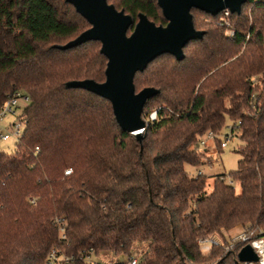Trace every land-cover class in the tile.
I'll use <instances>...</instances> for the list:
<instances>
[{
    "label": "trees",
    "instance_id": "16d2710c",
    "mask_svg": "<svg viewBox=\"0 0 264 264\" xmlns=\"http://www.w3.org/2000/svg\"><path fill=\"white\" fill-rule=\"evenodd\" d=\"M107 2L133 25L139 13L166 24L156 0ZM192 10L204 33L183 47V59L161 54L134 76L136 92L158 89L143 106L138 141L108 100L65 86L105 80L99 41L55 47L87 29L85 18L65 0H0V100L13 89L29 96L18 147L0 150V264H47L53 247L74 258L109 252L122 264L135 243L146 244L136 264H247L239 249L264 237V0L230 14L231 36L204 19L216 16ZM227 122L238 132V165L207 192L206 176L185 165L202 164L201 137ZM237 226L246 240L228 242ZM214 235L223 243L202 254L197 240Z\"/></svg>",
    "mask_w": 264,
    "mask_h": 264
},
{
    "label": "water",
    "instance_id": "95a60500",
    "mask_svg": "<svg viewBox=\"0 0 264 264\" xmlns=\"http://www.w3.org/2000/svg\"><path fill=\"white\" fill-rule=\"evenodd\" d=\"M65 1L90 26L75 38L55 47L67 49L96 40L100 42V52L107 59L104 81L71 80L65 86L82 88L108 100L119 127L141 141L146 126L142 117L143 106L147 99L158 93V89L148 86L136 92L133 82L136 72L143 71L149 62L164 53L173 55L176 60L183 59V47L204 33L193 26L192 8L212 16L225 9L238 13L247 0H156L166 20L165 25H156L143 13L138 14L133 25L129 14L122 9L117 10L107 0ZM132 25L133 30L127 34ZM237 259L256 263L260 255L247 243L239 249Z\"/></svg>",
    "mask_w": 264,
    "mask_h": 264
},
{
    "label": "built area",
    "instance_id": "2783aa9c",
    "mask_svg": "<svg viewBox=\"0 0 264 264\" xmlns=\"http://www.w3.org/2000/svg\"><path fill=\"white\" fill-rule=\"evenodd\" d=\"M229 15L230 12L227 9H225L216 15L215 22L221 26H225L226 32L228 33L229 36H231L233 35V29L229 24V20H228ZM263 58H264V54H263ZM28 102H29V96L21 89H13L5 93L4 98L0 100V142H6L12 139L13 141H15V148L18 147L26 123L25 117L23 115V110L25 106L28 104ZM155 114H156V110L152 111L149 114V119L153 120L155 118ZM10 117H14L15 119L14 120L8 119ZM219 135L220 134L214 133L212 131H208L205 133L203 137H201L199 141V145L205 146L207 139L219 138ZM231 136L232 135L229 131L228 134L224 135V139H220L221 148L226 146L227 140ZM34 152H38L37 146L34 148ZM70 171H71L70 169H66L64 173L68 174L70 173ZM200 173L201 172L198 171V174ZM55 222L58 224L60 235L63 238L64 224L59 219H56ZM237 240H242V241L246 240V235L242 233L238 235L233 241H237ZM258 240H262V239H258ZM197 242L200 245L201 251H203L204 247L208 251L211 244L217 243L212 238H199ZM254 242L255 241H251L250 244L253 246ZM227 248H229V246L225 247V249ZM255 250L260 255V259L258 263L264 264V261L261 260V253L257 250V248H255ZM99 257L100 256H97L93 253L92 249H89L88 253L79 255L76 258H74L73 256H69L61 252L58 249V247H53L51 248V250L47 255L46 263L66 264V263H71L72 261L77 259L82 264H116L115 261H102L99 259ZM137 260H138L137 257L133 256L131 259L127 260L125 263L122 264H136ZM247 264H251V263H247Z\"/></svg>",
    "mask_w": 264,
    "mask_h": 264
},
{
    "label": "rangeland",
    "instance_id": "374dc122",
    "mask_svg": "<svg viewBox=\"0 0 264 264\" xmlns=\"http://www.w3.org/2000/svg\"><path fill=\"white\" fill-rule=\"evenodd\" d=\"M192 14L195 16L203 17L202 14L196 10H192ZM204 19L206 22L210 23L213 26L219 25L215 22V19L212 20L210 18H204ZM228 20L230 22V15L228 17ZM129 33L130 32H128L127 34ZM224 34L228 35V33L226 32V28L224 30ZM141 88L142 87H137L136 90L138 91ZM8 119L14 120L15 118L10 117ZM229 126L230 123L227 122L225 128L222 129L219 135L220 139H224V135L229 132ZM239 145H240V140L238 138V132H235V134L227 140L226 146L221 149L217 148L215 139H207L205 146L199 145V150L204 154L202 164L196 167L185 165V168L191 176H195L197 174V171H201L207 178L206 190L207 192H210L212 190L213 181L217 175L225 174L228 180L229 174L232 171L236 170L239 159V154L237 153V149ZM14 148H15V141H13L12 139L6 142H0L1 151L11 152L12 150H14ZM236 191L237 193L240 192L238 185H236ZM243 231L244 229L241 226H237L232 230H230L228 233H226L228 237V242L233 241L238 235L242 234ZM207 238H212L218 243L219 242L223 243L222 238L219 237L218 235H214L212 237H207ZM259 239H264V237ZM257 240L258 239H252V241H257ZM145 249H146V244L140 246L139 244L135 243L132 248V256L137 257V259H139L141 252ZM208 251L204 247L203 251L201 252L202 254L205 255L208 254ZM118 258L120 259V262H125L127 260L126 257L123 256H119ZM99 259L102 261H114L116 257L109 252H104L100 255Z\"/></svg>",
    "mask_w": 264,
    "mask_h": 264
},
{
    "label": "bare ground",
    "instance_id": "6f19581e",
    "mask_svg": "<svg viewBox=\"0 0 264 264\" xmlns=\"http://www.w3.org/2000/svg\"><path fill=\"white\" fill-rule=\"evenodd\" d=\"M253 246L261 253V259L264 261V239L255 241Z\"/></svg>",
    "mask_w": 264,
    "mask_h": 264
},
{
    "label": "flooded vegetation",
    "instance_id": "af4514ba",
    "mask_svg": "<svg viewBox=\"0 0 264 264\" xmlns=\"http://www.w3.org/2000/svg\"><path fill=\"white\" fill-rule=\"evenodd\" d=\"M192 9H193V8H192ZM192 9H191V10H192ZM117 10H118V9H117ZM191 10H190V12H191ZM137 20H138V19H137Z\"/></svg>",
    "mask_w": 264,
    "mask_h": 264
}]
</instances>
